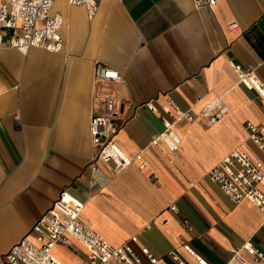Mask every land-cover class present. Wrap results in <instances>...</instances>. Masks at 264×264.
<instances>
[{"label":"crops","instance_id":"obj_1","mask_svg":"<svg viewBox=\"0 0 264 264\" xmlns=\"http://www.w3.org/2000/svg\"><path fill=\"white\" fill-rule=\"evenodd\" d=\"M95 1L90 18L83 5L53 0L51 11L64 22L59 52L0 47V262L62 189L84 202L80 220L110 245L136 236L132 248L147 264L139 246L155 264H177L171 250L196 264L180 239L210 264H241L232 250L247 241L264 254V212L247 201L233 204L206 175L234 148L264 164L245 128L258 125L264 137V96L240 84L231 67L254 69L264 85L261 0L198 8L194 0ZM95 62L120 75L111 84L123 103L113 140L128 157L142 156L117 173L94 158L89 133ZM165 96L194 112L218 96L228 113L214 123H176L181 141L171 153L162 140L152 143L163 123L143 105ZM53 248L62 264L86 258L75 239ZM249 255L239 252L260 264Z\"/></svg>","mask_w":264,"mask_h":264},{"label":"built area","instance_id":"obj_2","mask_svg":"<svg viewBox=\"0 0 264 264\" xmlns=\"http://www.w3.org/2000/svg\"><path fill=\"white\" fill-rule=\"evenodd\" d=\"M264 6V0H261ZM69 4L83 5L92 18L97 3L95 0H68ZM216 0H194L195 7L213 6ZM53 0H2L0 7V47L8 46L27 52L31 47L42 48L50 52H59L63 47L60 29L64 26L59 13H53ZM235 24H231L233 27ZM231 67L238 76L240 84L247 89L255 90L264 96V85L257 78L254 69L243 68L231 62ZM93 78V112L89 121V133L94 152V158L102 162H110L115 173L120 172L136 159L141 161V154L134 159L128 157L114 142L113 136L119 130L123 103L111 84L120 80L119 73L95 62L92 71ZM143 105L157 114L163 123V130L152 143L162 140L171 153H175L180 145V136L175 125L181 120L192 122L204 119L214 123L228 113V107L221 98L216 96L207 102L199 111L179 108L174 100L165 96L163 100H146ZM247 136L257 148L264 153V137L260 126L245 123ZM96 163L90 167L96 171ZM143 162L140 163L142 167ZM207 177L218 184L221 191L233 202L247 201L264 212V164L252 159L242 149L234 148L207 172ZM84 202L62 189L52 204L31 225L30 231L21 237L2 256L0 264H62L52 253L54 245L61 243L69 245L72 239L77 240L86 249L83 264H113L118 261L123 264H147L132 248L131 243L137 241L136 236L116 248L110 245L100 234L87 228L80 220ZM177 211L174 204L169 206ZM182 225L189 230L190 225L182 220ZM181 247L196 261V264H210L199 255L186 241L180 239ZM243 250L250 254L253 261L264 264V254L255 248L250 241L244 242L240 248L232 250V258L241 264H248L239 257ZM140 254L148 263L155 264L156 256L148 248L139 246ZM177 264H188L175 251L167 253Z\"/></svg>","mask_w":264,"mask_h":264}]
</instances>
